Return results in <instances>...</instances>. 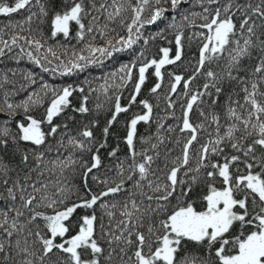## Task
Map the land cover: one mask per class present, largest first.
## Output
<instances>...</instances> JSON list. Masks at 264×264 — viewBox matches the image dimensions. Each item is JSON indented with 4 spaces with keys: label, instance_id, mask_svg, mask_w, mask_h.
Wrapping results in <instances>:
<instances>
[{
    "label": "snow or ice",
    "instance_id": "snow-or-ice-1",
    "mask_svg": "<svg viewBox=\"0 0 264 264\" xmlns=\"http://www.w3.org/2000/svg\"><path fill=\"white\" fill-rule=\"evenodd\" d=\"M0 17V264H264V0Z\"/></svg>",
    "mask_w": 264,
    "mask_h": 264
},
{
    "label": "trees",
    "instance_id": "trees-1",
    "mask_svg": "<svg viewBox=\"0 0 264 264\" xmlns=\"http://www.w3.org/2000/svg\"><path fill=\"white\" fill-rule=\"evenodd\" d=\"M19 18H20L19 15L14 14L13 19H19ZM7 22H8V19L7 18L0 17V25L6 24ZM22 67H24L25 69L32 68L38 74H41V73H39V70L38 69H34L33 66L30 65V64H27V62H24L22 64ZM98 71L99 70H93L94 73H98ZM42 75H44V78L46 80H48L49 82L56 83L58 85L61 84V83H63L65 79H68V78H62V77H58V78L53 79L50 75H47V74H42ZM80 79H83V76H81ZM121 119H123V117H121Z\"/></svg>",
    "mask_w": 264,
    "mask_h": 264
}]
</instances>
